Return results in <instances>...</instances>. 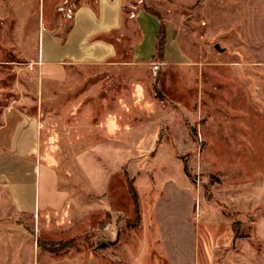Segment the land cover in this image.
Instances as JSON below:
<instances>
[{
  "label": "rangeland",
  "instance_id": "1",
  "mask_svg": "<svg viewBox=\"0 0 264 264\" xmlns=\"http://www.w3.org/2000/svg\"><path fill=\"white\" fill-rule=\"evenodd\" d=\"M127 1V11L149 9L173 26L185 63L159 66L156 73L153 64L150 81L140 78L144 100L128 104L135 129L129 165L118 168L112 151L97 162L96 141L110 143L112 136L108 129L103 134L92 129L85 136L87 166L69 168L64 165L68 136L57 135L54 149L48 132L80 128L81 120L64 119L71 103H64L62 91L48 100L53 88L42 85L39 42L42 30L56 27L64 39L73 21L68 8L75 16L84 5L96 11L97 4L0 0V121L11 106L37 114L41 155L46 159L51 152L59 160L61 185L69 178L73 191L70 222L54 216L57 234L41 239L48 245L40 248L39 264H264V67L241 39L238 6L228 9L214 0ZM142 72L124 66L80 69L77 77L86 83L71 98L83 100L103 80L104 107L127 105L134 77ZM85 98L76 105L96 106L94 97ZM88 126L101 127V118L89 116ZM108 226L113 235L105 238Z\"/></svg>",
  "mask_w": 264,
  "mask_h": 264
},
{
  "label": "crops",
  "instance_id": "2",
  "mask_svg": "<svg viewBox=\"0 0 264 264\" xmlns=\"http://www.w3.org/2000/svg\"><path fill=\"white\" fill-rule=\"evenodd\" d=\"M214 1H222L228 9L236 3L239 8L241 39L258 65L264 67V0ZM94 2L97 4L96 11L84 5L75 13L64 39L58 34V27L41 32L38 52L40 72L44 76L42 85L46 83L49 88H53V94L48 96V100L55 101V92L62 91L64 103H71L64 111V119L81 120L80 128H49L48 142L50 145L52 142L56 149V136H68L64 139V165L83 168L88 161L85 153L88 151V140L85 136L92 129L101 134L108 129L107 134L112 136V141H96L94 158L98 162L105 151L115 152L117 156L113 153L112 157H115L117 167L121 168L130 164L131 152L135 150L132 138L135 129L129 125V118L133 114L128 104L144 100L145 90L141 79L150 81V66L158 64L155 57L160 21L144 9L127 11V0ZM58 25L62 26L63 22L60 21ZM185 57L177 41L176 31L169 24L165 61L158 65L178 66L185 63ZM120 66L141 67L143 70L134 77L132 96L128 98L127 105L115 104L112 110L104 107L103 80L100 83L96 81L94 88L85 95L94 97L95 107L76 105L87 102L85 97L78 102L71 98L76 92L75 88L86 83L77 77L78 70ZM93 115L101 118V127L88 126V117ZM104 119H107L106 128L103 127ZM125 119H128L127 123ZM41 131L37 114L31 115L16 106L4 109L1 114L0 264H39L41 249L38 240L50 241L49 237L57 234L54 216L64 217L62 223L70 222V218H66V214H70L73 200L70 179L67 178L68 185L62 186L59 160L51 152L46 159L41 155ZM72 134L80 136L78 141L72 138ZM114 135L118 137L113 138ZM75 150L80 153L72 158L71 153ZM159 225L161 231L163 224ZM68 230L70 232V228Z\"/></svg>",
  "mask_w": 264,
  "mask_h": 264
},
{
  "label": "trees",
  "instance_id": "3",
  "mask_svg": "<svg viewBox=\"0 0 264 264\" xmlns=\"http://www.w3.org/2000/svg\"><path fill=\"white\" fill-rule=\"evenodd\" d=\"M146 10L149 14H152L156 16L159 21H160V29L158 33V51H157V56L155 57L156 62H164L165 61V53H166V45H167V25L164 23L163 19L161 16H159L157 13L149 10V9H144ZM129 190L132 195V199L135 203V208H136V216L139 218V211H138V198L137 194L135 192V189L133 187V183L129 182ZM38 244L40 248L47 246L48 243L42 241L41 239L38 240Z\"/></svg>",
  "mask_w": 264,
  "mask_h": 264
},
{
  "label": "built area",
  "instance_id": "4",
  "mask_svg": "<svg viewBox=\"0 0 264 264\" xmlns=\"http://www.w3.org/2000/svg\"><path fill=\"white\" fill-rule=\"evenodd\" d=\"M67 1V4H69L70 3V1L71 0H66ZM62 11H65V9L63 8V9H61ZM66 15H67V17L69 18V19H73V16H74V9H72V8H68L67 9V11H66ZM159 70V65L157 64V65H155V67H154V71H155V73L157 72ZM104 237L105 238H108V237H110V236H112L113 235V231L111 230V228L108 226V227H106V229L104 230Z\"/></svg>",
  "mask_w": 264,
  "mask_h": 264
},
{
  "label": "water",
  "instance_id": "5",
  "mask_svg": "<svg viewBox=\"0 0 264 264\" xmlns=\"http://www.w3.org/2000/svg\"><path fill=\"white\" fill-rule=\"evenodd\" d=\"M107 247V244H102L101 246H100V248H106Z\"/></svg>",
  "mask_w": 264,
  "mask_h": 264
}]
</instances>
